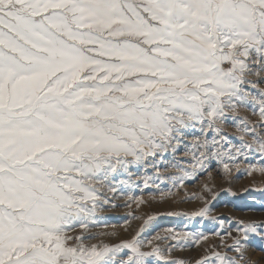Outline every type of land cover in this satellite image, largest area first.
<instances>
[{
  "label": "snow or ice",
  "instance_id": "6c2138e0",
  "mask_svg": "<svg viewBox=\"0 0 264 264\" xmlns=\"http://www.w3.org/2000/svg\"><path fill=\"white\" fill-rule=\"evenodd\" d=\"M241 107L259 120L229 115ZM182 145L185 177L264 155V0H0V264H150L160 249L139 233H69L96 222L114 173ZM240 225L216 246L235 255L194 264H256L247 239L264 225Z\"/></svg>",
  "mask_w": 264,
  "mask_h": 264
},
{
  "label": "rangeland",
  "instance_id": "374dc122",
  "mask_svg": "<svg viewBox=\"0 0 264 264\" xmlns=\"http://www.w3.org/2000/svg\"><path fill=\"white\" fill-rule=\"evenodd\" d=\"M229 115L244 117L251 123L259 120L258 113L254 115L247 107ZM222 127L232 144L239 146L236 125L228 121ZM198 135V129L190 130L185 143H192ZM227 162L225 170L223 163L213 158L206 162L205 171L196 169L195 176L185 177V170L191 171L195 161L182 145L176 153L149 157L147 162L129 166L127 172L120 169L113 174L111 187L98 186L103 196L96 209V222L88 229L76 227L69 235L95 237L86 244L115 245L139 233L145 241L142 251L160 249L159 256L148 257L150 264H194L215 251L235 255L216 246L221 241L231 244L240 222L264 225V172L260 171L264 155L253 152L247 158L240 156L235 162ZM173 177L184 179L181 183ZM202 211L204 215H200ZM246 247L250 260L264 264V228L249 234Z\"/></svg>",
  "mask_w": 264,
  "mask_h": 264
}]
</instances>
